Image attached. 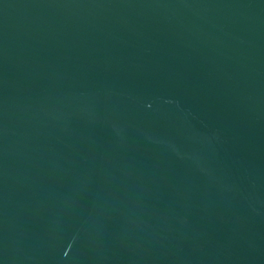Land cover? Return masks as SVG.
I'll use <instances>...</instances> for the list:
<instances>
[{
    "label": "water",
    "instance_id": "95a60500",
    "mask_svg": "<svg viewBox=\"0 0 264 264\" xmlns=\"http://www.w3.org/2000/svg\"><path fill=\"white\" fill-rule=\"evenodd\" d=\"M0 264H264V0H0Z\"/></svg>",
    "mask_w": 264,
    "mask_h": 264
}]
</instances>
